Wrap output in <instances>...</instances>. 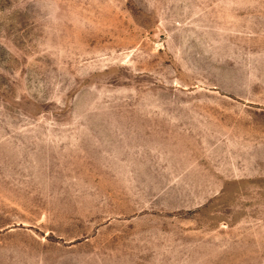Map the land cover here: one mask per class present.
<instances>
[{
    "label": "rangeland",
    "instance_id": "rangeland-1",
    "mask_svg": "<svg viewBox=\"0 0 264 264\" xmlns=\"http://www.w3.org/2000/svg\"><path fill=\"white\" fill-rule=\"evenodd\" d=\"M0 264H264V0H0Z\"/></svg>",
    "mask_w": 264,
    "mask_h": 264
}]
</instances>
